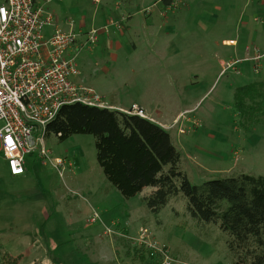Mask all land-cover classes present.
I'll return each mask as SVG.
<instances>
[{
  "label": "rangeland",
  "instance_id": "374dc122",
  "mask_svg": "<svg viewBox=\"0 0 264 264\" xmlns=\"http://www.w3.org/2000/svg\"><path fill=\"white\" fill-rule=\"evenodd\" d=\"M37 1L76 35L84 80L73 81L93 87L106 106L127 112L137 102L145 118L158 116L191 183L264 176V104L251 122L234 106L238 88L264 81V13L255 10L261 0ZM92 30L97 40L89 43ZM43 143L47 156L28 153L18 176L0 151V264L6 254L19 256V264L232 263L226 233L194 219L182 195L156 213L143 199L152 187L124 197L98 164L91 134L62 141L50 134ZM55 157L71 163L61 174L50 164ZM141 245L156 246V263L154 254L148 263L135 254Z\"/></svg>",
  "mask_w": 264,
  "mask_h": 264
},
{
  "label": "trees",
  "instance_id": "16d2710c",
  "mask_svg": "<svg viewBox=\"0 0 264 264\" xmlns=\"http://www.w3.org/2000/svg\"><path fill=\"white\" fill-rule=\"evenodd\" d=\"M234 100L236 113L254 121L252 112L264 104V81L238 88ZM50 134L60 141L73 134H91L98 164L124 197L150 186L153 189L143 199L156 213L182 195L194 219L213 223L226 233L231 264H264L263 175L241 172L193 184L181 169V154L169 131L145 117L107 106L63 104L46 124L45 136ZM138 250L148 263L151 250L146 245L135 246V254ZM151 259L156 263L157 255ZM1 263L19 264V256L6 254Z\"/></svg>",
  "mask_w": 264,
  "mask_h": 264
},
{
  "label": "built area",
  "instance_id": "2783aa9c",
  "mask_svg": "<svg viewBox=\"0 0 264 264\" xmlns=\"http://www.w3.org/2000/svg\"><path fill=\"white\" fill-rule=\"evenodd\" d=\"M87 39L95 42L97 31H90ZM75 43L72 30L62 31L37 0H0V151L13 176L25 172L28 153L37 150L39 157L47 156L45 127L63 104L106 107L93 88L72 79L79 75L71 52ZM127 112L145 116L136 104ZM50 164L60 174L66 164L71 165L64 157H55ZM155 248L148 247L151 255ZM160 264H171V259Z\"/></svg>",
  "mask_w": 264,
  "mask_h": 264
},
{
  "label": "crops",
  "instance_id": "0c3cea01",
  "mask_svg": "<svg viewBox=\"0 0 264 264\" xmlns=\"http://www.w3.org/2000/svg\"><path fill=\"white\" fill-rule=\"evenodd\" d=\"M252 1V0H251ZM258 1H260V0H258ZM259 3H261V4H258V6L256 7V11H258L259 13H261V14H263L264 13V0H261ZM252 6H253V4H251ZM243 14V13H242ZM257 20H259V21H262L261 20V18L260 17H257L256 18ZM117 27V26H116ZM244 27L246 28V30H248L249 31V33L250 34H253V30L252 29H250V28H248V25L247 24H245L244 23ZM118 28V27H117ZM120 28V27H119ZM101 31H103V32H107V29H106V31H104V30H101ZM254 32H255V29H254ZM255 35H256V37H257V32H255ZM254 40H257L256 38L254 39ZM236 40H222V42H225V43H227V44H235L236 42H235ZM76 45L74 44L72 47H71V52L73 53V52H75V50H77V48L75 47ZM248 50H249V48H248ZM253 51H254V49H253ZM254 53V52H253ZM253 58L255 57V56H252ZM80 75H81V72H80V70H79V75H78V80L80 81V82H82L83 80H84V77L82 78H80ZM82 76V75H81ZM86 85V84H85ZM89 86V85H88ZM93 88V87H92ZM133 104H136L139 108H142L143 109V111H145V109H144V105L143 104H141V103H137V102H133L132 104H131V106L133 105ZM108 107H111V108H115V109H119V110H126L125 108H123L122 106H118V105H113V104H110ZM146 112V111H145ZM178 115H176V116H174L173 117V119H175L176 117H177ZM147 118L149 117V116H146ZM158 117V116H157ZM155 118L154 116H153V118H151V117H149V119L151 118L152 119V121L153 122H155V123H157L158 125H160V126H162L163 127V125L161 124V123H159L157 120H158V118ZM172 119V120H173ZM71 155H73V157L75 158V155L74 154H71ZM74 166H75V163H74ZM76 167V166H75ZM72 169H74V168H72ZM34 262H40V261H38V260H34ZM41 263V262H40ZM31 264V263H30Z\"/></svg>",
  "mask_w": 264,
  "mask_h": 264
}]
</instances>
